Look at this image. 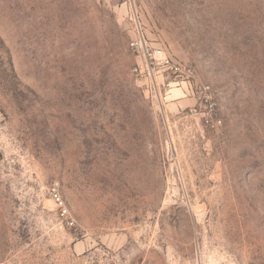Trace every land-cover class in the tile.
Masks as SVG:
<instances>
[{"label": "rangeland", "instance_id": "rangeland-1", "mask_svg": "<svg viewBox=\"0 0 264 264\" xmlns=\"http://www.w3.org/2000/svg\"><path fill=\"white\" fill-rule=\"evenodd\" d=\"M0 264H264V0H0Z\"/></svg>", "mask_w": 264, "mask_h": 264}, {"label": "built area", "instance_id": "built-area-1", "mask_svg": "<svg viewBox=\"0 0 264 264\" xmlns=\"http://www.w3.org/2000/svg\"><path fill=\"white\" fill-rule=\"evenodd\" d=\"M131 46L133 48H136L137 49L138 48V43L137 42H131ZM142 46H143V44H142ZM163 57L164 56L161 57V62L164 63V64H168L167 59L166 58L163 59Z\"/></svg>", "mask_w": 264, "mask_h": 264}]
</instances>
